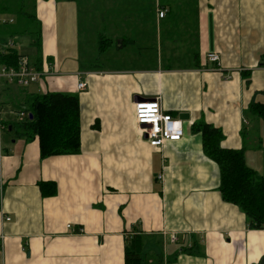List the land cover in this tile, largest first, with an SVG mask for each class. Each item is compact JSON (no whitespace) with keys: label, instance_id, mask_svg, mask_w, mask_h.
I'll use <instances>...</instances> for the list:
<instances>
[{"label":"crops","instance_id":"0c3cea01","mask_svg":"<svg viewBox=\"0 0 264 264\" xmlns=\"http://www.w3.org/2000/svg\"><path fill=\"white\" fill-rule=\"evenodd\" d=\"M99 1L94 50L80 45V0H0L2 47L13 41L32 65L39 32L49 75L25 91L78 96L81 110L77 155L41 159L37 137L0 131V264H125L136 231L149 262L260 264L264 230L223 201L219 167L193 126L221 130L222 148L246 149L247 166L264 176V121L248 114L264 106V0ZM101 39L111 42L102 53ZM155 99L188 116L182 140L162 149L134 115L137 101ZM0 108L5 125L17 124L12 105Z\"/></svg>","mask_w":264,"mask_h":264},{"label":"trees","instance_id":"16d2710c","mask_svg":"<svg viewBox=\"0 0 264 264\" xmlns=\"http://www.w3.org/2000/svg\"><path fill=\"white\" fill-rule=\"evenodd\" d=\"M31 37V45L36 49V61L32 66L36 72L43 74L39 32H31ZM101 44L104 45L99 48L102 53L111 42L101 39ZM20 59L21 55L15 49H3L0 52V67L6 71L17 70ZM8 104L12 105L17 113L27 114V118L22 123L4 124V130L11 127L17 137L27 141L37 137L41 159L79 154L81 110L78 96L50 92L29 94L16 82L9 83L7 79L0 78V106ZM248 114L264 121V106L253 103ZM193 131L201 134L205 155L219 167V191L223 201L241 209L250 229L264 230V177L247 166L246 149H223L222 131L209 124L194 125ZM54 185L41 183L39 186L42 195H55ZM143 245L144 237L141 232L132 233L125 245V264H162L159 257L149 262L143 254ZM260 264H264V258Z\"/></svg>","mask_w":264,"mask_h":264},{"label":"built area","instance_id":"2783aa9c","mask_svg":"<svg viewBox=\"0 0 264 264\" xmlns=\"http://www.w3.org/2000/svg\"><path fill=\"white\" fill-rule=\"evenodd\" d=\"M158 15L162 19L165 17L166 12L160 10ZM6 48L14 49L13 41H9L4 47L0 45V52ZM207 61L216 65L217 69L219 68V55L215 53L208 54ZM261 62L264 65V56H262ZM47 75L49 74L46 71L43 74L36 72L26 57H21L17 70L6 71L5 68L0 67V78L7 79L9 83L16 82L23 88L40 83L43 77ZM85 88V83L78 85L79 90H84ZM134 115L141 136L147 140L151 148L162 149L166 144L180 142L183 138V120L166 113L159 99L137 101L134 104ZM26 118L27 114L20 113L19 123L24 122ZM4 128L0 108V131H3ZM7 221H10V219L7 218ZM171 241L173 243L176 242V237L172 236Z\"/></svg>","mask_w":264,"mask_h":264},{"label":"rangeland","instance_id":"374dc122","mask_svg":"<svg viewBox=\"0 0 264 264\" xmlns=\"http://www.w3.org/2000/svg\"><path fill=\"white\" fill-rule=\"evenodd\" d=\"M80 1H81L80 3L81 10L83 12V14H81L80 19H79L80 27H81V36L79 40L80 45H81V48L91 49V43H93V48L94 50H96L98 48V37H99V34H101L100 15H99L100 10H101L100 1L99 0H86V1L80 0ZM73 34L75 37L74 31H73ZM22 41L28 43V40L25 38H22L21 40H18V39L15 40L17 49L19 46H23ZM74 41L75 40H72L73 47L75 44ZM70 44H71V40L67 43V45L69 46ZM16 119L18 123L19 122L18 114H17ZM263 175H264V171H263Z\"/></svg>","mask_w":264,"mask_h":264},{"label":"water","instance_id":"95a60500","mask_svg":"<svg viewBox=\"0 0 264 264\" xmlns=\"http://www.w3.org/2000/svg\"><path fill=\"white\" fill-rule=\"evenodd\" d=\"M184 117H188V116L187 115L186 116H184V115L180 116L181 119H183Z\"/></svg>","mask_w":264,"mask_h":264}]
</instances>
